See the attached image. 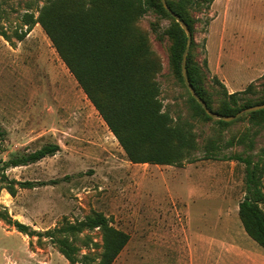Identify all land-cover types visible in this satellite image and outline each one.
<instances>
[{"label": "rangeland", "instance_id": "1", "mask_svg": "<svg viewBox=\"0 0 264 264\" xmlns=\"http://www.w3.org/2000/svg\"><path fill=\"white\" fill-rule=\"evenodd\" d=\"M44 0H0V159L11 153L34 150L55 142L61 150L42 160L9 169L18 180L47 181L20 188L16 196L5 189L0 204L9 214L45 231L64 221L75 222L101 212L110 223L129 234V241L112 264H256L264 249L245 232L238 203L245 194V166L235 160L200 159L193 163L158 165L131 162L116 136L87 97L40 24L21 40L25 12L39 14ZM196 17L194 57L207 75L213 107L222 96L249 86L246 97L257 98L264 89V0H213L208 10H193ZM168 19L154 13L140 25ZM152 44L161 58L157 75L164 109L193 124L202 156L216 139L219 155L242 152L230 139L248 123L236 121L221 129L191 108L188 92L168 64L169 42ZM264 146V126L254 138L253 152ZM57 180L56 183L51 181ZM264 188V176H263ZM264 208V204L262 205ZM207 208L208 221L198 217ZM171 208V209H170ZM205 210V209H204ZM93 242L80 254L102 252L97 227ZM200 233L217 234L204 241ZM30 241L32 244L30 245ZM0 264H70L48 238L24 237L0 220ZM260 264V262L258 263Z\"/></svg>", "mask_w": 264, "mask_h": 264}, {"label": "trees", "instance_id": "2", "mask_svg": "<svg viewBox=\"0 0 264 264\" xmlns=\"http://www.w3.org/2000/svg\"><path fill=\"white\" fill-rule=\"evenodd\" d=\"M167 3L192 32L187 57L188 78L208 106L217 113L234 115L244 108L263 103L264 89L252 99L245 96L250 86L229 92L222 85V96L217 107H213L214 98L206 86L207 75L203 69L207 61L201 64L194 57L196 17L192 13L193 10H208L213 0H167ZM150 13L168 19L169 24L162 26L159 20H154L150 22L149 30L143 28L140 22ZM3 18L0 6V21ZM22 22L27 27L17 33V38L23 39L36 24L42 26L131 162L181 166L200 159H223L243 163L245 194L238 203V215L248 236L264 249V146L253 152L254 138L264 126V108L234 121L211 118L205 112L188 90L182 75L187 34L161 0H44L38 16L27 11L22 15ZM0 33L7 38L1 25ZM151 34L161 43L169 42V68L187 90L196 115L214 119L221 129H227L236 121H247L243 133L230 139V144L236 141L245 147L242 152L221 156L216 153L219 149L217 140L211 139L204 154L197 155L199 144L193 124L180 116L173 117L164 109L157 80L162 62L153 47ZM5 136L6 130L0 127V142ZM60 150L58 143L47 142L34 150L11 153L7 160L0 159V194L5 189L11 196H16L20 188L49 184L47 181L18 180L10 177L7 171L36 163ZM0 220L29 238H48L70 264H112L129 241V234L113 226L101 212L75 222L64 221L42 232L14 219L0 204ZM97 227L102 233L101 254L98 258L91 251L80 254L79 240L87 247L93 242L90 234H84L83 238L80 234Z\"/></svg>", "mask_w": 264, "mask_h": 264}, {"label": "water", "instance_id": "3", "mask_svg": "<svg viewBox=\"0 0 264 264\" xmlns=\"http://www.w3.org/2000/svg\"><path fill=\"white\" fill-rule=\"evenodd\" d=\"M161 1L163 3L164 7L166 8V10L180 23L181 27L184 29V31L187 34V44H186V48L184 50L183 57H182V75H183V79H184V82H185L188 90L190 91L192 96L201 104V106L204 108L205 112L211 118L221 119L224 121H234L246 113H250L252 111L263 109L264 108V102L252 105V106L247 107V108H244L234 115H223V114L217 113L216 111L212 110L208 106L206 101L204 99H202L200 97V95L196 92L195 88L193 87V85L191 84V82L188 78L187 57H188V54H189V51L191 48L192 32H191L190 28L188 27L187 23L183 19H181V17L171 9V7L167 3V0H161Z\"/></svg>", "mask_w": 264, "mask_h": 264}, {"label": "crops", "instance_id": "4", "mask_svg": "<svg viewBox=\"0 0 264 264\" xmlns=\"http://www.w3.org/2000/svg\"><path fill=\"white\" fill-rule=\"evenodd\" d=\"M239 208V207H238ZM171 209V208H170ZM205 209V210H204ZM198 214V217L201 221H208L206 218L209 219V213H208V209L207 208H203V207H200V211L197 213ZM18 232V231H17ZM20 233V232H19ZM22 234V233H21ZM23 236L26 238L28 237L27 235H24ZM200 236L201 238L204 240V241H208L210 239H215V237H218L219 235L217 234H209V233H200ZM260 262V264H264V259L262 261H259V260H256V264H258Z\"/></svg>", "mask_w": 264, "mask_h": 264}]
</instances>
